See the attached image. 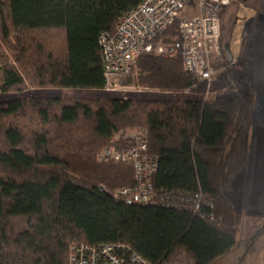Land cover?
Segmentation results:
<instances>
[{
    "label": "trees",
    "instance_id": "16d2710c",
    "mask_svg": "<svg viewBox=\"0 0 264 264\" xmlns=\"http://www.w3.org/2000/svg\"><path fill=\"white\" fill-rule=\"evenodd\" d=\"M141 1L0 0V39L17 64L3 68V91L30 84L90 93L0 101V264H69L71 245L82 243H128L150 264H213L241 242L236 228L245 212L228 189L247 165L252 98L242 91L224 102L91 95L107 87L101 33L115 34ZM179 36L177 20L157 43ZM57 39L62 48L53 47ZM136 66L138 86L171 92L196 82L181 58L146 53ZM130 129L148 130L156 192L203 191L221 226L118 194L136 185L134 167L99 153L126 147L128 139L116 136Z\"/></svg>",
    "mask_w": 264,
    "mask_h": 264
},
{
    "label": "built area",
    "instance_id": "2783aa9c",
    "mask_svg": "<svg viewBox=\"0 0 264 264\" xmlns=\"http://www.w3.org/2000/svg\"><path fill=\"white\" fill-rule=\"evenodd\" d=\"M234 1L142 0L122 17L115 34L104 31L99 37L107 84L115 76L132 72L142 55L163 54L181 58L183 70L196 78L194 85L188 89H195L202 83L204 96L208 98L213 92L214 77L218 72L214 66V57L222 54L220 14ZM186 9L188 12H184ZM177 20L179 38L170 45L157 43V38ZM2 84L0 79V91ZM128 133L116 136L118 139H128L126 147L110 145L99 153L101 161L131 162L134 167L136 185L124 188L118 194L124 196L128 203L154 202L184 209L209 223L221 226L220 220L212 212V197L203 191L172 190L157 193L152 178L157 171L158 161L149 151L148 130L139 129L132 135ZM69 264L150 263L128 243H82L71 245Z\"/></svg>",
    "mask_w": 264,
    "mask_h": 264
},
{
    "label": "rangeland",
    "instance_id": "374dc122",
    "mask_svg": "<svg viewBox=\"0 0 264 264\" xmlns=\"http://www.w3.org/2000/svg\"><path fill=\"white\" fill-rule=\"evenodd\" d=\"M184 12H188L187 9ZM253 12L254 23H248L247 20L250 19H244L243 15L247 17ZM260 14L264 15V0H236L222 13V46L224 50L226 48V51L222 52L221 56L218 57L216 55L214 57V66L218 72L214 77L213 92L208 98L204 96L202 83L195 89L187 88L171 92L163 91L159 88L138 86L135 82L137 66L127 75L113 77L107 84L106 89L99 91L97 94H91L94 96L107 95L119 98L163 99L177 102H185L187 100H216L224 102L237 95L239 91H242L247 98L246 102L250 98L253 99L252 122L245 129L248 154L247 165L228 189L234 204L244 210L246 219L236 228L237 238L241 240L240 248L238 247V249L242 256V259L238 258L236 264H264V244L261 243H264V210L257 217H253L251 214L252 207L250 208V205H247L248 201L251 204L253 200L260 198L262 203L264 199V52L263 48H259L261 39L257 43V49L253 51L254 53H250L251 56L253 54L254 59L244 58L248 54V47L245 43L249 34L252 32L250 41L258 38L259 28L257 21ZM60 40L54 43L56 46H52L57 47V49L62 48ZM3 43L4 41L1 40L0 79L2 83L4 82L3 68L5 65L9 63L17 66L12 53ZM229 59L231 67L228 68L226 66ZM245 62L246 65L243 68ZM33 95L80 96L90 95V93L82 90L38 88L27 84L24 89L19 91L4 92L1 88L0 101ZM138 130L130 129L125 131V133L129 132L128 134L131 133L130 135H132ZM253 172H255V175L252 174ZM254 241L256 245L258 244V253L255 256L250 255L256 253L254 249L250 251L251 245L255 246ZM221 258L217 259L213 264H220Z\"/></svg>",
    "mask_w": 264,
    "mask_h": 264
},
{
    "label": "crops",
    "instance_id": "0c3cea01",
    "mask_svg": "<svg viewBox=\"0 0 264 264\" xmlns=\"http://www.w3.org/2000/svg\"><path fill=\"white\" fill-rule=\"evenodd\" d=\"M243 18L245 19H250V20H247V22L249 23V22H252V23H254L253 21V19H255V17H254V12L253 13H251V14H249L247 17H245L244 15H243ZM258 21H257V26H258V28H259V30H258V38L257 39H253V40H251L250 41V36H251V34H252V32L249 34V37H248V39L246 40V43H245V45L248 47V54H247V57H244L245 59L246 58H249V59H254L253 58V54H252V56H251V54L250 53H254L253 51L254 50H256L257 49V43L260 41V39H261V45L259 46V48H263V52H264V15H259L258 16ZM246 22V23H247ZM229 61V63H231V61H230V59L228 60ZM233 65H234V63H232ZM246 65V62H245V64L243 65V68H244V66ZM229 66H230V64H229ZM231 67V66H230ZM242 68V69H243ZM56 89H63V90H79V89H69V88H56ZM253 168V167H252ZM255 168V167H254ZM257 168H259V167H257ZM261 168H263V167H261ZM253 175H255V172H253L252 173ZM254 177V176H253ZM254 180H255V178H254ZM235 181V180H234ZM250 191H251V188H250ZM229 194H230V192H229ZM230 196H231V194H230ZM231 198H232V196H231ZM247 205H250L249 207L251 208L252 207V209H251V214L253 215V217L255 216V217H257L258 215H260V213L264 210V199H263V201H262V203H261V200H260V198H258V199H255V200H253L252 202H251V204L249 203V201H248V203H247ZM260 207V208H259ZM241 209V208H240ZM253 219H255V218H253ZM244 220H246V219H244ZM238 239V238H237ZM238 240H240V239H238ZM262 244H264L263 242H261ZM241 244V242L239 243V245ZM254 244H255V241H254ZM239 245L237 246V247H235V248H233L229 253H227L224 257H222L221 258V261H220V264H236V262H237V260H238V258L239 259H241L242 258V256H241V252H240V250L238 249V247H239ZM258 245V244H257ZM256 244H255V246L253 245H251V248H250V251L251 250H256V253H252V254H250V255H253V256H255L257 253H258V251H257V248H258V246H257ZM264 247V246H263ZM240 248V247H239ZM249 255V256H250Z\"/></svg>",
    "mask_w": 264,
    "mask_h": 264
}]
</instances>
